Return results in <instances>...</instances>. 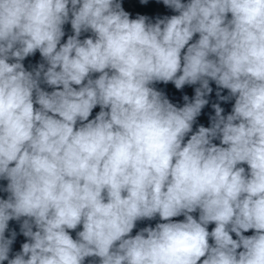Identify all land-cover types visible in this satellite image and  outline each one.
<instances>
[{"label": "clouds", "instance_id": "1", "mask_svg": "<svg viewBox=\"0 0 264 264\" xmlns=\"http://www.w3.org/2000/svg\"><path fill=\"white\" fill-rule=\"evenodd\" d=\"M158 2L0 0V264H264V0Z\"/></svg>", "mask_w": 264, "mask_h": 264}]
</instances>
